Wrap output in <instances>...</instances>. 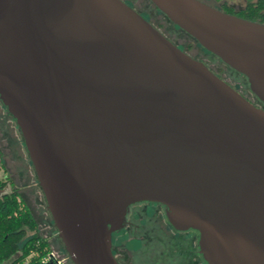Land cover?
<instances>
[{
  "label": "water",
  "instance_id": "water-1",
  "mask_svg": "<svg viewBox=\"0 0 264 264\" xmlns=\"http://www.w3.org/2000/svg\"><path fill=\"white\" fill-rule=\"evenodd\" d=\"M151 1L264 105V22ZM0 99L74 264H120L142 200L198 230L208 264H264V106L125 0H0Z\"/></svg>",
  "mask_w": 264,
  "mask_h": 264
},
{
  "label": "rangeland",
  "instance_id": "rangeland-1",
  "mask_svg": "<svg viewBox=\"0 0 264 264\" xmlns=\"http://www.w3.org/2000/svg\"><path fill=\"white\" fill-rule=\"evenodd\" d=\"M149 21L157 26L166 36L178 44L191 55L203 60L216 71L222 78L244 92L252 101L263 105L259 98L250 89L247 77L227 65L218 56L204 48L194 37L173 23L151 0H125ZM216 7H221L225 0H204ZM226 3L239 9L246 5L247 0H226ZM0 145L2 150V162L0 163V174H8L18 186L20 195L33 211L39 222L40 233L48 237L51 250L63 258L66 264H74L68 254L64 242L58 233L57 226L53 220L47 205L43 189L39 183L37 173L30 159L22 132L14 116L0 99ZM141 213V223L146 227L142 231L145 238L148 234L162 228L167 235H172L171 224L166 216L165 209L157 202H146L137 206ZM140 232V231H139ZM124 227L113 234V249L123 264H134L138 260L133 258L129 249L138 246L139 241L134 237L135 233ZM140 235V234H138ZM171 238V236H170ZM135 261V262H134ZM7 263H10L9 261Z\"/></svg>",
  "mask_w": 264,
  "mask_h": 264
},
{
  "label": "trees",
  "instance_id": "trees-1",
  "mask_svg": "<svg viewBox=\"0 0 264 264\" xmlns=\"http://www.w3.org/2000/svg\"><path fill=\"white\" fill-rule=\"evenodd\" d=\"M220 8L264 22V0H247L239 9L225 0ZM50 251L48 237L40 233L38 220L6 172V176L0 177V264H52L50 260L44 261Z\"/></svg>",
  "mask_w": 264,
  "mask_h": 264
},
{
  "label": "flooded vegetation",
  "instance_id": "flooded-vegetation-1",
  "mask_svg": "<svg viewBox=\"0 0 264 264\" xmlns=\"http://www.w3.org/2000/svg\"><path fill=\"white\" fill-rule=\"evenodd\" d=\"M239 91L250 99L244 92L241 90ZM253 102L259 106H264L255 101ZM146 202L154 201L142 200L131 204L127 213L126 224L124 226L129 228L131 232L133 230L136 232L140 231L138 233L140 235L137 233L134 234V237L139 241L138 246L129 249L134 260H138L137 262L134 261V264H208L200 251L199 231L196 229L189 228L181 230L175 228L170 223L173 232V234L170 235L171 238L162 228H157L158 231L154 233L151 231L148 234L150 237L145 238L142 231L146 229V227L141 226L142 215L139 216L141 214L139 212L142 211H140L137 206ZM159 204L164 207L166 212L165 206L161 203ZM118 260L120 264H123L119 258Z\"/></svg>",
  "mask_w": 264,
  "mask_h": 264
},
{
  "label": "built area",
  "instance_id": "built-area-1",
  "mask_svg": "<svg viewBox=\"0 0 264 264\" xmlns=\"http://www.w3.org/2000/svg\"><path fill=\"white\" fill-rule=\"evenodd\" d=\"M4 177L6 176V174H0V177ZM50 260L52 262V264H66V262H64L63 258L58 257L55 252L53 250H51L49 252V254L45 257L44 261H48Z\"/></svg>",
  "mask_w": 264,
  "mask_h": 264
},
{
  "label": "crops",
  "instance_id": "crops-1",
  "mask_svg": "<svg viewBox=\"0 0 264 264\" xmlns=\"http://www.w3.org/2000/svg\"><path fill=\"white\" fill-rule=\"evenodd\" d=\"M6 172L8 173L9 172V170L7 169V167H6ZM9 174H10V172H9ZM11 175V174H10ZM17 186V185H16ZM33 212V211H32Z\"/></svg>",
  "mask_w": 264,
  "mask_h": 264
}]
</instances>
